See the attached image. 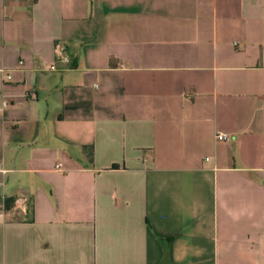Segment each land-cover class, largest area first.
Here are the masks:
<instances>
[{"label":"crops","instance_id":"1","mask_svg":"<svg viewBox=\"0 0 264 264\" xmlns=\"http://www.w3.org/2000/svg\"><path fill=\"white\" fill-rule=\"evenodd\" d=\"M2 99L0 264H264V0H0Z\"/></svg>","mask_w":264,"mask_h":264},{"label":"built area","instance_id":"2","mask_svg":"<svg viewBox=\"0 0 264 264\" xmlns=\"http://www.w3.org/2000/svg\"><path fill=\"white\" fill-rule=\"evenodd\" d=\"M61 49H62L61 45L59 43H56L55 47H54L55 53L61 54ZM63 60L67 61V58L63 57ZM22 63H23V61L20 60L19 64H22ZM49 68L55 69V65L51 64L49 66ZM1 72L4 75V80H10L11 79V74L9 72H7L3 69L1 70ZM7 105H8V102L6 100L2 99L0 101V111H3ZM215 137L218 140H227L230 138V135L227 133H224V132H218V133H216ZM1 170L4 171L3 169H1ZM13 204L15 206L23 209V210H26L27 209V198L25 196L19 195L13 199ZM5 210H6L5 203H3L2 205H0V214L3 215Z\"/></svg>","mask_w":264,"mask_h":264},{"label":"trees","instance_id":"3","mask_svg":"<svg viewBox=\"0 0 264 264\" xmlns=\"http://www.w3.org/2000/svg\"><path fill=\"white\" fill-rule=\"evenodd\" d=\"M12 204H13V200L12 199L11 200H6L5 201V207H6V209L10 208L12 206Z\"/></svg>","mask_w":264,"mask_h":264}]
</instances>
